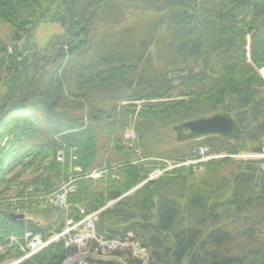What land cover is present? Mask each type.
<instances>
[{
    "label": "trees",
    "instance_id": "trees-1",
    "mask_svg": "<svg viewBox=\"0 0 264 264\" xmlns=\"http://www.w3.org/2000/svg\"><path fill=\"white\" fill-rule=\"evenodd\" d=\"M40 23L58 24L62 36L39 53L21 47ZM0 25L11 30L0 34V198L53 192L62 179L54 156L68 145L83 174L102 173L78 181L68 202L97 212L94 237L119 243L116 259L264 264L260 160L177 167L124 196L157 159L180 164L200 147L264 153V81L254 70L264 66V0H0ZM216 114L234 119L237 140H173L174 126ZM126 130L137 144L125 145ZM27 172L36 174L25 182ZM33 195L17 208L0 199V243L62 231ZM74 208L70 225L81 219ZM15 212L48 225L11 221ZM73 251L58 239L23 264H63Z\"/></svg>",
    "mask_w": 264,
    "mask_h": 264
},
{
    "label": "rangeland",
    "instance_id": "rangeland-1",
    "mask_svg": "<svg viewBox=\"0 0 264 264\" xmlns=\"http://www.w3.org/2000/svg\"><path fill=\"white\" fill-rule=\"evenodd\" d=\"M31 36L26 39L28 40V44H24V41L19 45L24 48L28 46L36 47V51L39 53L44 46L48 45L50 42L57 41L62 36V29L58 26V24L53 23H40L38 24L34 30L30 32ZM0 34L1 38L9 37L11 34V30L7 25H0ZM256 74L260 79L264 81V66L261 68L254 69ZM4 84H7L6 82ZM1 91H5L4 88H0ZM211 117V116H210ZM208 118V117H204ZM201 119V118H199ZM196 120V119H195ZM193 121V120H192ZM185 123V122H184ZM182 124V123H181ZM175 127V126H174ZM173 129V128H172ZM171 136H173V140H175V134L173 130L171 131ZM209 136V135H208ZM240 136V134H239ZM205 137V136H204ZM203 138V137H201ZM197 138V139H201ZM194 139V140H197ZM232 140V139H230ZM123 141L126 146L131 147L132 145L137 144V140L135 135L130 131L126 130L125 135L123 136ZM190 141V140H189ZM188 142V141H187ZM179 143V142H177ZM184 143V142H183ZM106 151V148L102 149V153ZM195 157L192 160L185 161L180 164H174L169 161L157 159V166L154 168V171L151 172L147 178V180L139 185H136L132 189H130L124 196L129 195L139 189L144 183L147 181H152L162 176L165 172H168L177 167H192V170H202L204 164L219 159H232L235 161H246V160H260L261 163L259 165V169L264 171V153L262 154H248V153H237L234 155H228L227 153H218L215 155L208 154V149L204 147H200L195 152ZM55 163L60 166L61 170V182L55 186L53 192L45 191L44 195L41 194H31L34 189H27L25 193L18 195L17 198H8L7 196L0 198L2 201H8L12 204L15 203V208L17 205L25 204L27 205V201L30 195L38 196L37 200L32 201H41L39 205L40 208L46 210L49 209L51 212L52 223L54 224L56 220H60V222L64 221V227L60 233H55V228H51L45 230L44 235L33 234L31 232L25 231L19 236H11L8 240H6V244L0 243V264H23L30 260L32 257L37 255L43 249H45L51 243L57 241L58 239H63L66 248H74V251L69 254L63 264H110V263H119L128 264L123 259H116L114 252L119 243L115 242L112 245L104 240L94 237V223L96 221L97 212L86 215L84 210L75 207L74 205L68 202V197L75 193L76 185L78 181L82 179H94L97 180L101 177L100 172L94 171L90 174H83L82 169L78 165V151L75 147H69L68 145H63L61 150H57L54 156ZM46 165V164H44ZM36 172H27L22 174V180L30 181L33 176H35ZM39 174V173H38ZM46 175V174H45ZM21 190V189H20ZM28 192V194H27ZM24 194V195H23ZM15 197V196H13ZM4 199V200H3ZM16 200H18L16 202ZM109 202L107 206H110L114 203ZM75 207V208H74ZM75 209L77 215L81 216L79 222L70 225V216L73 213L72 210ZM11 215H24V218L21 221L17 222H25V221H37L39 224L46 228L48 223L43 219L39 218H31L25 212L21 213H13ZM12 221V220H11ZM93 243V245L91 244ZM95 244V245H94ZM125 245V246H124ZM124 247H129L131 250L132 256L137 259V261H141L143 263L146 262V254L144 250L140 249L137 244H124ZM92 246V247H91ZM111 246V251L109 250ZM15 250L17 256L15 254ZM126 260V259H125Z\"/></svg>",
    "mask_w": 264,
    "mask_h": 264
},
{
    "label": "water",
    "instance_id": "water-1",
    "mask_svg": "<svg viewBox=\"0 0 264 264\" xmlns=\"http://www.w3.org/2000/svg\"><path fill=\"white\" fill-rule=\"evenodd\" d=\"M175 140L179 143L187 142L208 135L237 140L240 129L234 119L228 114H216L208 118L196 119L173 127ZM24 215H11L12 221H21Z\"/></svg>",
    "mask_w": 264,
    "mask_h": 264
},
{
    "label": "bare ground",
    "instance_id": "bare-ground-1",
    "mask_svg": "<svg viewBox=\"0 0 264 264\" xmlns=\"http://www.w3.org/2000/svg\"><path fill=\"white\" fill-rule=\"evenodd\" d=\"M263 75H264V73H263ZM178 125H180V124H178ZM178 125H176V126H178ZM191 140H194V139H191ZM191 140H190V141H191ZM182 143H183V142H182Z\"/></svg>",
    "mask_w": 264,
    "mask_h": 264
}]
</instances>
